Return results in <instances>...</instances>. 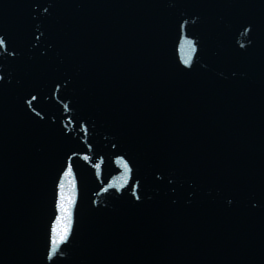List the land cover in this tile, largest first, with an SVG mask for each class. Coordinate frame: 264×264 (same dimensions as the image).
Masks as SVG:
<instances>
[{"label":"water","instance_id":"1","mask_svg":"<svg viewBox=\"0 0 264 264\" xmlns=\"http://www.w3.org/2000/svg\"><path fill=\"white\" fill-rule=\"evenodd\" d=\"M0 39V264H264V0H0Z\"/></svg>","mask_w":264,"mask_h":264},{"label":"snow or ice","instance_id":"2","mask_svg":"<svg viewBox=\"0 0 264 264\" xmlns=\"http://www.w3.org/2000/svg\"><path fill=\"white\" fill-rule=\"evenodd\" d=\"M3 44V40L0 39V45ZM35 99V97H33ZM63 185H61V188ZM74 201L71 197L64 196L63 193L60 194V202L57 205L58 211L63 213V216L57 217L56 224L51 230V247L52 252L55 253L57 248L66 243L69 236V223L71 219V209ZM49 259H52V255H49Z\"/></svg>","mask_w":264,"mask_h":264}]
</instances>
